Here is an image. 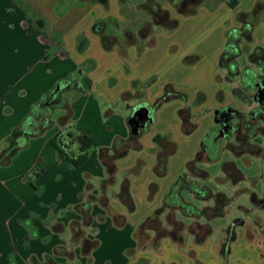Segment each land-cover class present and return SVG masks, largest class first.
I'll use <instances>...</instances> for the list:
<instances>
[{
	"label": "crops",
	"instance_id": "obj_1",
	"mask_svg": "<svg viewBox=\"0 0 264 264\" xmlns=\"http://www.w3.org/2000/svg\"><path fill=\"white\" fill-rule=\"evenodd\" d=\"M226 1L214 11L203 5L195 16H172L179 19L178 28L170 33L156 30L153 46L138 54L135 46L125 52L117 47L105 50L93 32L96 23L117 18L119 0L115 14L102 13L97 6L104 2L98 0H0L2 36L19 37L16 42L14 37L9 39L11 47L2 48L0 72L5 79H0V155L11 149L13 131L31 107L59 81L81 72L79 84L63 87L52 100L55 104L62 99L65 105L52 108L51 126L28 137L24 147L11 153L7 165L0 164V264H43L47 260L56 264H224L220 246L225 238L213 233L202 245L186 238L180 246L165 238L157 249L138 248L135 234L199 152L200 143L192 144L193 135L214 127L215 110L225 106L223 98L217 100L221 90L212 75L226 32L241 26L238 14L261 9L246 46L249 51L264 48V32L260 31L264 0H247L243 9V0H236V6H228L230 12L220 17ZM186 23L187 30L183 28ZM179 31L189 43L173 39ZM187 31L192 36L199 33V39L193 42ZM205 36L207 42L201 47L198 42ZM214 43L217 49L211 57L216 65L211 71L205 60ZM190 58L196 60L191 63ZM89 62L90 69L85 64ZM166 86L184 94L188 105L171 100L153 110V122L133 141L137 148L129 144L122 157L111 161L114 141L125 142L130 137L127 120L131 110L141 104L152 107ZM197 97L205 101L193 106ZM206 106L214 107L212 125L201 122L208 116L205 113L185 135L179 112H204ZM78 131L89 134L96 151L74 168L59 157L51 140L67 133L75 139ZM70 151L77 152L74 140ZM162 156L165 162L159 165ZM107 162L114 166L112 173L105 168ZM125 179L134 203L132 212L118 199ZM84 205L90 208L88 224L83 222L84 209L78 208ZM235 234L226 264H264V232L246 224ZM85 242H96V246L85 253Z\"/></svg>",
	"mask_w": 264,
	"mask_h": 264
},
{
	"label": "trees",
	"instance_id": "obj_2",
	"mask_svg": "<svg viewBox=\"0 0 264 264\" xmlns=\"http://www.w3.org/2000/svg\"><path fill=\"white\" fill-rule=\"evenodd\" d=\"M225 0H119L120 13L125 18L129 19L131 15H143L146 19L150 21V27H154L165 33H170L178 28L179 19L172 17L167 8L163 4H169L174 8L177 17H192L197 14L198 8L205 5L209 11H214L219 3ZM228 6L234 8L237 4L236 0H228ZM261 11L260 8H255L251 14H238L236 19L241 23L239 28L229 29L226 32L225 44L222 48V52L218 58L217 66L219 69L224 70L225 78L228 82H232V79L238 75V65L236 62L239 56V44L242 40L251 42L252 33L256 25V15ZM115 24L116 21H114ZM105 23L98 22L93 26V32L99 35L101 40V45L103 49L110 50L117 47L120 51L121 48L128 49L131 46H136L134 42H131V37L126 36V39L130 43L125 42L121 45V42L115 36H107L104 34ZM149 33L147 29L138 28L137 40L140 42H145L148 38ZM154 44V39L152 38L147 42L145 46L138 49V54L147 48L152 47ZM260 50V49H256ZM252 56V55H251ZM193 63L194 58H190ZM185 63H189L188 59H185ZM92 67V63H85ZM82 67H84V65ZM86 66V65H85ZM88 69V66L86 67ZM81 77V72L78 71L68 78L59 81L55 87L47 94H45L36 104H34L30 113L23 121V123L13 131L14 141L11 145V149L3 152L0 155V164L7 165L11 156V153L24 147L27 143L28 137H35L42 133V131L51 126V110L52 108L58 106H64L65 102L62 99L56 100L55 104H51L56 94L60 92L63 87L67 85L79 84V78ZM220 93H218L219 95ZM217 95V100H221ZM239 93L233 90V98L238 97ZM203 98V97H202ZM201 98V99H202ZM171 100H181L187 102V97L173 90L171 87L166 86L163 90V94L156 100L152 105V110H155L165 103ZM187 109V108H186ZM229 110L232 113V107H221L216 109L215 119L220 123L222 118L220 117L223 112ZM232 110V111H231ZM184 111L179 112L181 123L183 125V133L189 135L194 129L195 125L187 126L188 118L184 117ZM41 126V130L39 129ZM232 133L231 126H225L222 124V129L211 128L207 131L204 139L200 144V153L205 155L208 160H216L220 154V147L217 144V140L220 138H230ZM248 137V136H246ZM137 139L136 135L130 134L127 141L116 140L114 141L111 150L113 151V159L120 158L126 152V148L131 144L133 148H137L136 142L133 141ZM68 140V141H67ZM77 145V152L74 154L71 150L72 141ZM52 145L57 150L59 157L67 159L74 168L81 167L91 155L95 153V145L91 141L88 133H82L78 131V135L73 139L71 134H57L51 140ZM237 153H257L252 147L248 146L246 143H240L239 146L234 148ZM165 157L162 156L159 159V165L164 164ZM105 168L109 173L114 171V166L111 162L105 163ZM36 167V166H35ZM162 169V168H161ZM157 166V173L163 174V171ZM187 170H192V162L187 164ZM185 196H192L194 200L207 203L214 201L215 194L212 189L207 185H199L196 181L190 180L185 173L180 174L173 185L170 187L169 191L164 196L161 206L156 209L149 217L145 219L143 223L138 227L135 237L137 242V247L140 249H157L160 245L162 239L168 238L171 241L177 243L178 245H183L186 236L182 233L186 232L184 225L180 221H176V216L180 215L185 219H200L204 218L207 220L211 219H221L224 216V204H219L214 202L211 207H205L200 209L194 203L188 201ZM119 201L126 207L129 212L134 209V203L129 193L128 181L125 179L120 193L118 194ZM264 204V193L262 200L259 202ZM80 211L83 209V222L84 224L90 223V217L88 215L89 206L84 205L78 207ZM166 213V224L159 222L156 224L158 217ZM146 222H151L146 224ZM240 226L239 221H234L225 230V239L222 241L220 246V255L224 258L230 253V245L235 240V228ZM190 236L193 237V241L196 245H202L211 235L212 231L209 227L202 232L200 236L194 235L190 231H187ZM75 236H79L80 232L74 230ZM96 246V242H85L83 250L85 253ZM43 264H56L51 260H47Z\"/></svg>",
	"mask_w": 264,
	"mask_h": 264
},
{
	"label": "rangeland",
	"instance_id": "obj_3",
	"mask_svg": "<svg viewBox=\"0 0 264 264\" xmlns=\"http://www.w3.org/2000/svg\"><path fill=\"white\" fill-rule=\"evenodd\" d=\"M238 1L241 2L242 0ZM247 4H249V1L247 2V0H243L242 3H240L241 8H245ZM163 6L169 10L171 16L176 15L175 11L171 10L167 4H163ZM97 7L100 11H102V13L108 10L109 12L115 14L118 11V2L117 0H107L106 3H98ZM228 12H230V9L228 8V3H225L220 8L218 15L220 17H223ZM53 21L56 23V20L53 19ZM114 21H116L117 24H115ZM105 23V32L114 34L112 36H115L119 40V42H121V45H123L125 42L130 43V41L126 39V36H130L131 42H134L136 44L135 47L137 50L142 48V46H145L148 41L154 38L156 30H158L154 27H150V21L140 14L131 15L129 19L125 20V18L120 13V7L117 18L112 21L109 20ZM187 25L188 24L186 23L183 27L186 30L188 29ZM210 25L211 22L206 24L205 31H208ZM12 28L13 27L11 25V29ZM138 28H142V30L147 29L149 36L145 40V42H140L139 40H137ZM260 31L263 33L264 27ZM187 33L192 37L193 42L198 40L200 37L199 33H195V35L193 36L191 31H187ZM12 37H14V39H12L13 42H16L19 39V37L14 35H11V38ZM182 37V31H179L174 35L173 39H175L177 42H183L184 44L189 43V40L183 41ZM11 38L2 36L3 49L11 47L8 42ZM206 42L207 39L205 36V38H201V41H199L198 44L201 47H204ZM242 45L246 46L244 43H242ZM216 46V43L211 46L209 57L205 60V67L211 69V71L216 65L214 64L213 66L211 57L213 52L217 49ZM125 51L126 49L121 48V52ZM240 65L242 69H244V67L253 68L248 64L244 56L240 59ZM0 79H5L3 72H0ZM207 81L210 86L213 85V83L215 85L217 83V85L220 86V98L224 99V105L236 107L243 114H246L248 112L249 108L243 107L233 98V90H235L236 88L237 80L228 82L225 78V74H223V71L219 69L218 66H215L214 77L212 75L213 83L211 82L210 76L208 77ZM204 101V98L201 99L200 97H197V99L193 101L192 105L197 106ZM188 103L189 100L187 99L185 105H188ZM215 104L217 103L215 102ZM215 104L212 103L211 106H214ZM214 107L210 108L206 106V109H203L204 112L185 110L183 112L184 117L188 118L189 115L191 116L188 120L189 122L187 126L195 125L194 123L196 121H199L201 117L205 115V113L208 116L202 119L201 122L208 127L209 125H212L211 116H213L212 111ZM5 113H9V111ZM207 131L208 130L202 129L198 133L194 134L192 137V144L195 145L196 141L198 142V144H201ZM201 133V140H199L198 137L201 135ZM249 143L258 145L264 149V136L263 138L258 136L255 139L249 140ZM217 144L220 147V154L216 160H208L205 155L200 153L199 147V152L195 155V157L193 156V160L191 161L192 170H187L185 173L190 180L196 181L199 185L209 186L215 194L214 201L203 203L194 200L192 196H185V198L188 201L194 203L200 209L211 207L214 202L224 204L225 207L223 218L211 220L200 218L193 220L185 219L180 215H177L176 221L182 222L187 231H190L194 235L198 236H200L202 232L206 230L207 227H209L214 236H221L225 238L226 228L234 221L240 222V226L236 227L235 230H237L241 226H245L246 224H248L249 226H257L262 232H264V204L259 203L260 200H262V194L264 192V152L262 156L251 155L249 153H237L236 151H234V148L239 145V142L236 141L233 137L229 139L220 138L217 140ZM158 221L162 222V224H166V213L158 217L156 224L158 223ZM148 223L151 224V222H146V224ZM187 231L182 233V235L193 240V237L190 236ZM226 262L227 261L225 259L224 264H226Z\"/></svg>",
	"mask_w": 264,
	"mask_h": 264
},
{
	"label": "flooded vegetation",
	"instance_id": "obj_4",
	"mask_svg": "<svg viewBox=\"0 0 264 264\" xmlns=\"http://www.w3.org/2000/svg\"><path fill=\"white\" fill-rule=\"evenodd\" d=\"M167 5L171 10L175 11L169 4ZM242 43L246 45L249 42L242 40L239 44V56L236 59L238 75L232 81L237 80L235 91L239 93V96L235 97L234 100L243 107L249 108L248 112L243 114L236 107L222 106L232 107L233 111L231 110L232 113L229 110L223 112L220 116L222 118L220 123L215 119L214 112V127L212 128L220 130L223 123H225V126H231L232 133L230 138H235L239 142V145L240 143H246L256 150L257 153H250L251 155L262 156L264 149L258 145L250 144L249 140L255 139L258 136L263 138L264 136V48L255 47L249 51L247 46H243ZM256 49L260 50L256 51ZM243 56L253 68L244 67L242 69L240 59Z\"/></svg>",
	"mask_w": 264,
	"mask_h": 264
},
{
	"label": "water",
	"instance_id": "obj_5",
	"mask_svg": "<svg viewBox=\"0 0 264 264\" xmlns=\"http://www.w3.org/2000/svg\"><path fill=\"white\" fill-rule=\"evenodd\" d=\"M98 1L104 2L105 0ZM153 113L154 111L151 109V107L146 104L135 106L131 110V114L127 120L130 134L138 136L148 124L153 122Z\"/></svg>",
	"mask_w": 264,
	"mask_h": 264
},
{
	"label": "snow or ice",
	"instance_id": "obj_6",
	"mask_svg": "<svg viewBox=\"0 0 264 264\" xmlns=\"http://www.w3.org/2000/svg\"><path fill=\"white\" fill-rule=\"evenodd\" d=\"M2 24V21H0ZM0 68H2V29H0Z\"/></svg>",
	"mask_w": 264,
	"mask_h": 264
}]
</instances>
